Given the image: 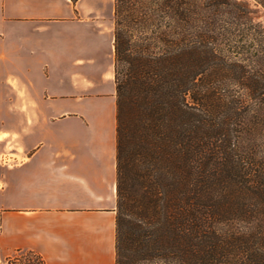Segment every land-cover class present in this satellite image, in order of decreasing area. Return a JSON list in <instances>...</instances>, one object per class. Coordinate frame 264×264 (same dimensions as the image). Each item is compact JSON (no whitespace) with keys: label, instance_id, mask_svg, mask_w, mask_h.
<instances>
[{"label":"trees","instance_id":"1","mask_svg":"<svg viewBox=\"0 0 264 264\" xmlns=\"http://www.w3.org/2000/svg\"><path fill=\"white\" fill-rule=\"evenodd\" d=\"M113 5L116 264H264V28L236 0Z\"/></svg>","mask_w":264,"mask_h":264},{"label":"crops","instance_id":"2","mask_svg":"<svg viewBox=\"0 0 264 264\" xmlns=\"http://www.w3.org/2000/svg\"><path fill=\"white\" fill-rule=\"evenodd\" d=\"M113 1V0H111ZM0 0V264H116L114 5Z\"/></svg>","mask_w":264,"mask_h":264},{"label":"rangeland","instance_id":"3","mask_svg":"<svg viewBox=\"0 0 264 264\" xmlns=\"http://www.w3.org/2000/svg\"><path fill=\"white\" fill-rule=\"evenodd\" d=\"M236 1H239L241 3L248 5L249 8L254 11L255 23L262 25V27L264 28V9L260 5H258L255 0H236ZM111 3L113 4V1L106 0L103 6H100L97 9H91V12L93 11V13L96 16L101 18V25H102V28L105 30L110 25L109 17H110ZM256 143H257L256 145L258 148L256 159L258 162H261L260 163L261 165H263L264 163V133L256 137Z\"/></svg>","mask_w":264,"mask_h":264}]
</instances>
